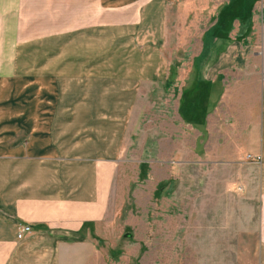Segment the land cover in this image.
<instances>
[{
	"label": "crops",
	"instance_id": "obj_1",
	"mask_svg": "<svg viewBox=\"0 0 264 264\" xmlns=\"http://www.w3.org/2000/svg\"><path fill=\"white\" fill-rule=\"evenodd\" d=\"M207 1L0 0V264L78 263V232L104 215L110 183V90L152 84L198 102L215 166L246 170L247 235L264 264V55L233 42L253 18L218 15L222 0L207 18ZM22 23L53 27L25 36ZM192 41L198 66L184 60Z\"/></svg>",
	"mask_w": 264,
	"mask_h": 264
},
{
	"label": "rangeland",
	"instance_id": "obj_2",
	"mask_svg": "<svg viewBox=\"0 0 264 264\" xmlns=\"http://www.w3.org/2000/svg\"><path fill=\"white\" fill-rule=\"evenodd\" d=\"M227 1L229 5L219 8L218 15L253 18L254 22L242 25L233 42L258 55L262 50L264 55V41L260 40L264 0H222ZM207 2L204 14L208 18L220 1ZM22 24L30 32L25 36H38L53 27ZM114 44L112 41L111 48ZM198 47V42H191V54L184 59L187 64H199L193 57ZM248 54L252 63L258 59L252 52ZM110 60L113 63L115 58ZM171 63L173 68L177 60ZM171 74L172 70L168 81L173 79ZM197 75L192 74V79ZM170 91L166 85L157 89L154 84L138 90H110L111 169L104 215L89 224V230L84 226L78 232L77 264L255 263L258 250L253 248V235H247L249 206L241 183L246 170L215 166L214 153L206 155L205 137L199 135L204 113H199L198 102L177 104L175 98L167 97ZM82 92L74 90L69 96ZM89 95L97 98L103 94L95 89ZM78 102L82 111L83 101ZM87 106L102 111V105H90V99ZM182 120H189L192 127L183 126ZM103 177L101 173L102 187Z\"/></svg>",
	"mask_w": 264,
	"mask_h": 264
},
{
	"label": "built area",
	"instance_id": "obj_3",
	"mask_svg": "<svg viewBox=\"0 0 264 264\" xmlns=\"http://www.w3.org/2000/svg\"><path fill=\"white\" fill-rule=\"evenodd\" d=\"M247 158H250V157L248 156ZM30 231H31V229H30V226H28V225L19 226L18 233H17V238L19 240L23 239L26 234L30 233Z\"/></svg>",
	"mask_w": 264,
	"mask_h": 264
},
{
	"label": "water",
	"instance_id": "obj_4",
	"mask_svg": "<svg viewBox=\"0 0 264 264\" xmlns=\"http://www.w3.org/2000/svg\"><path fill=\"white\" fill-rule=\"evenodd\" d=\"M130 235H127L126 237H129Z\"/></svg>",
	"mask_w": 264,
	"mask_h": 264
}]
</instances>
